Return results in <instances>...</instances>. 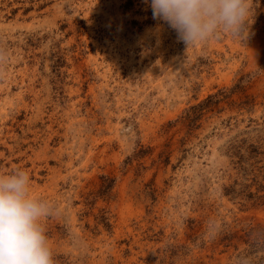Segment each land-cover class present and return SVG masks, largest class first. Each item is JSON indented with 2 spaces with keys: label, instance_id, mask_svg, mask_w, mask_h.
Here are the masks:
<instances>
[{
  "label": "rangeland",
  "instance_id": "rangeland-1",
  "mask_svg": "<svg viewBox=\"0 0 264 264\" xmlns=\"http://www.w3.org/2000/svg\"><path fill=\"white\" fill-rule=\"evenodd\" d=\"M186 48L145 0H0V173L54 264H264V0Z\"/></svg>",
  "mask_w": 264,
  "mask_h": 264
},
{
  "label": "clouds",
  "instance_id": "clouds-1",
  "mask_svg": "<svg viewBox=\"0 0 264 264\" xmlns=\"http://www.w3.org/2000/svg\"><path fill=\"white\" fill-rule=\"evenodd\" d=\"M153 19L175 30L186 48L249 33L254 0H145ZM23 169L0 173V264H54L43 219L52 205L30 191Z\"/></svg>",
  "mask_w": 264,
  "mask_h": 264
}]
</instances>
